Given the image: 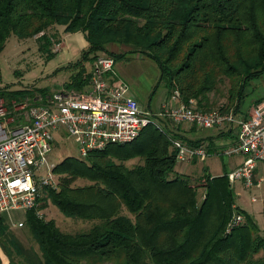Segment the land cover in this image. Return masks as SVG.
Instances as JSON below:
<instances>
[{
    "label": "trees",
    "instance_id": "16d2710c",
    "mask_svg": "<svg viewBox=\"0 0 264 264\" xmlns=\"http://www.w3.org/2000/svg\"><path fill=\"white\" fill-rule=\"evenodd\" d=\"M56 26L82 32L87 42L76 61L60 68L72 70L66 89L87 86L85 63L109 53L108 43L153 60L160 82L205 111L236 112L248 83L264 74V0H0V53L11 35L36 36L48 57L57 35L47 34ZM225 81L226 96L218 87ZM6 87L0 96L10 107L34 96L31 88ZM157 122L129 143L55 163L57 187L45 189L41 200L64 218L89 222L87 228L62 231L37 214L42 202L25 212L33 241L26 246L0 215V249L9 264H264V234L235 205L227 172L212 176L203 168L196 181L178 172L170 139L202 141L184 138L163 118ZM135 158L137 164L125 165ZM78 179L87 183L75 185ZM234 205L244 220L227 231Z\"/></svg>",
    "mask_w": 264,
    "mask_h": 264
},
{
    "label": "built area",
    "instance_id": "2783aa9c",
    "mask_svg": "<svg viewBox=\"0 0 264 264\" xmlns=\"http://www.w3.org/2000/svg\"><path fill=\"white\" fill-rule=\"evenodd\" d=\"M54 45L53 50L57 51L59 43ZM114 63L111 54L97 55L83 90L63 86L54 89L44 99H38L40 104L29 106L26 123L11 125L13 118H6L8 111L0 99V215L13 210H37L45 189L57 187L55 163L48 160L54 148L55 131L72 137L76 155L86 157L109 145L133 141L149 124L159 127L158 117L174 128L187 123L197 129L231 131L233 140L220 150H210L208 142L192 145L175 137L170 141L180 161H191L211 152L241 155L242 162L227 173L230 183L241 181L246 187L260 184L263 179L255 181V171L259 164L264 166V97L246 112L205 111L192 98L185 102L179 90L173 89L157 112L142 110L129 94L127 82L108 81ZM39 211L37 214L41 216ZM243 220V214L234 205L227 231ZM22 224V221L14 223L17 227Z\"/></svg>",
    "mask_w": 264,
    "mask_h": 264
},
{
    "label": "rangeland",
    "instance_id": "374dc122",
    "mask_svg": "<svg viewBox=\"0 0 264 264\" xmlns=\"http://www.w3.org/2000/svg\"><path fill=\"white\" fill-rule=\"evenodd\" d=\"M56 27L58 28L50 30L47 34L53 35L55 33V35H57L50 37V41L52 42L50 49L52 52H50L48 57L38 48L36 36L33 38L18 39L14 35H11L6 40L5 47L0 53V86L4 87L7 85L4 89L9 91L31 88L34 94L32 99L26 98L23 102H12L11 107L8 106L7 101L0 96V99L3 100V103L8 111L6 118H13L11 125L26 123L29 119V106L40 102L41 99H44L41 96V92H45L43 94L50 93L54 89L56 90L63 85V82L58 83L62 81L64 76H66V73H64L66 70L60 69L62 65L66 64L70 60L76 61L80 57V44L76 37L73 38V36H70L69 33H65L63 28H61L63 26ZM56 37L59 39L58 43H60L57 51L53 50L55 46L54 44H56L54 42L57 41L55 40ZM262 80H264V76L249 82L247 87L249 88L250 86L251 90H258L262 92ZM160 87L164 88V82L160 84ZM218 87L226 96L228 82L225 81ZM212 97L213 94H210V98ZM39 98H41L40 101L38 100ZM222 102L224 101L221 100L220 103ZM140 109L148 110L145 102L141 101ZM213 109L215 110L217 107H214ZM214 129L218 128L202 129L199 134L208 132L211 133ZM54 136V148L52 153L49 155L48 160L58 163L66 156L76 155L74 139L72 137L67 136L62 131H55ZM226 142V137L216 138V140H213L212 144L208 147L220 150ZM234 156L237 157V155L227 156L223 154H213L211 152L207 156L197 158V162L196 160H192V162L177 160L175 168L182 172H187L191 175V177H193L194 181H196L197 178H200L203 174L202 168L210 173H223L232 170L237 166L238 162L236 160L237 158H234ZM138 162L139 160L135 158L126 161L125 165L133 166ZM57 177L58 176L55 175V179H57ZM85 183H87L86 180L78 179L74 184L83 185ZM233 184L230 185L235 195V201L237 199V202L241 206L239 208H242V210L255 221L258 227L260 226V232L264 234V178L259 185L254 184L251 187L244 186L241 181H235ZM251 197L254 199L252 200ZM42 202L43 201L41 200V203ZM43 203L45 205L44 208H41L39 211L40 215L46 220L54 219L62 231L73 232L83 230L88 227L89 222L87 221L83 222L64 218L63 214L56 206L51 204L49 200H46ZM1 215L5 218L9 229L19 238L20 241H22L26 246L33 244L25 226L24 211L13 210L10 214ZM19 221H22V226H15L14 223ZM0 256L3 264H9L7 256L1 249Z\"/></svg>",
    "mask_w": 264,
    "mask_h": 264
},
{
    "label": "crops",
    "instance_id": "0c3cea01",
    "mask_svg": "<svg viewBox=\"0 0 264 264\" xmlns=\"http://www.w3.org/2000/svg\"><path fill=\"white\" fill-rule=\"evenodd\" d=\"M65 33H68V32H65ZM69 34L70 36H73V38L76 37V39L79 41V44H80L79 54H80L81 51L85 49L87 46V42L84 38V34L82 32H74V33H69ZM105 48L107 52L113 53L115 55L125 54L124 56L120 55V57L114 58L115 63H114L113 74L107 75L108 81L114 82L117 80H124L129 85V94L138 101V104L140 107H141V101H142L146 103V107L149 111L157 112L161 104L172 93V89H170L169 86H167L165 83H164V88L160 87V84L163 83V81L161 82L159 81L160 71H159L157 64L153 60L149 59L148 57H146L144 54L140 52H130L132 51V46H129V45L119 44V43H108L106 44ZM109 53H106V54H109ZM74 61L75 60H70L66 64H63L62 66H67L68 64ZM92 65H93V62L85 63V66L88 69V71L90 70ZM64 70H66L64 71V73H66V76H64L62 81L58 83H61V82L64 83V81L66 82L72 73V70L70 69H64ZM263 76L264 75L262 74L258 78H261ZM262 86H263L262 92L258 90L253 91L251 90L250 86L249 88L246 87L244 90L245 97L240 101L239 107L237 108L236 112H246L251 107V105L255 104L259 99L263 98L264 97V80H262ZM175 129L184 138L190 139V140L201 139L202 141L201 143L212 142L213 140H216V138H225V137L227 140L226 143H229L233 140L232 132L226 129H221V128L214 129V131H212L211 133L208 132L204 134H199L202 131V129H197L194 126H191L187 123H181L179 126H176ZM222 133H227V136H222L221 135ZM234 158H237L236 159L238 161L237 166L243 160V156L241 155H237V157L234 156ZM189 162H192V160ZM177 171L182 172L180 170H177ZM229 171H227V173ZM182 173H187V172H182ZM210 174L212 176H218V175H221L222 173L215 172V173H210ZM263 178H264V166L262 164H259L255 171V181H257L258 179H263ZM251 199L253 200L254 198L251 197ZM235 205L238 206V208L241 207L239 203L237 202V199L235 201ZM239 209H242V208H239Z\"/></svg>",
    "mask_w": 264,
    "mask_h": 264
}]
</instances>
